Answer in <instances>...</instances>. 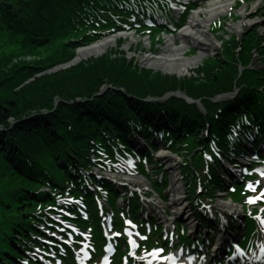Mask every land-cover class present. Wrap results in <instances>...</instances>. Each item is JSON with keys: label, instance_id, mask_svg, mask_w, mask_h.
Returning a JSON list of instances; mask_svg holds the SVG:
<instances>
[{"label": "trees", "instance_id": "trees-1", "mask_svg": "<svg viewBox=\"0 0 264 264\" xmlns=\"http://www.w3.org/2000/svg\"><path fill=\"white\" fill-rule=\"evenodd\" d=\"M5 1L16 9H5L0 0L1 223H14L40 199L51 202L48 192L36 194L25 189L50 184L49 178L60 177L63 163L89 165L94 147L91 140L105 142L104 134L114 130L124 137L132 121L150 125L149 120H155L172 133V148L189 147L187 153H191L196 142L204 141L193 137L194 132L201 133L207 125L209 134L226 149V123L233 122L241 109L264 118V69L250 67L255 50L261 53L263 48L258 30L244 33L242 44L237 35L224 38L222 52L185 77L140 68L117 51L49 71L71 59L81 42L95 39L87 36L95 26H87L89 21L79 15L89 20L87 12L98 13L112 0ZM43 49H49V54L42 56ZM27 56L36 58L28 60ZM104 85L106 92L95 96ZM122 88L136 96L127 97ZM237 88L233 101L213 100L217 94ZM177 89L199 99L206 113L181 97L155 103L139 98ZM180 121L191 124L187 138L179 130ZM170 124L173 129L167 127ZM7 234L9 238L1 239L0 250L4 246L17 252L13 249L15 236ZM1 257L5 264L12 261Z\"/></svg>", "mask_w": 264, "mask_h": 264}, {"label": "rangeland", "instance_id": "rangeland-1", "mask_svg": "<svg viewBox=\"0 0 264 264\" xmlns=\"http://www.w3.org/2000/svg\"><path fill=\"white\" fill-rule=\"evenodd\" d=\"M234 1H239L240 0H232V1H229V3H234ZM206 2L207 0H199V3H198V6L193 9L189 14H188V17L183 25V27L179 30V32L185 27V25L187 24V22L191 19V16L195 13V12H199L203 9V7L205 8L206 6ZM241 2V1H240ZM247 3V7L245 8V13L244 14H241L242 11V8L245 6L244 4ZM235 4H233V8L230 10L225 9V11L223 13H221L218 16L214 17L213 19L210 20V23H209V27L211 25L212 22H214L215 20L217 19H221L222 21V25L219 27L218 30H214V29H209L207 30L209 32V34L212 36L213 35V39H212V42H214L216 45L209 48L210 49V52L207 53L206 55H204V58L202 59L203 61L204 60H208L209 58H211L213 55L216 54V52H221V41H219V37L221 35L225 34L226 33H233L234 35H243V33L245 32L246 29H251V28H254V27H257L259 26V30H260V34H259V37H264V23L260 22L261 19L260 17H255L254 15L257 14V8L261 5H264V0L263 1H259L257 2V0H245V2L243 1V3L241 4V6L236 7ZM264 6L260 7L259 10H262ZM230 12H232L230 14ZM202 17H205V14L202 13L201 14ZM242 16L244 17H250V18H253L254 20H252V22L250 24H247L245 26H243L238 32L236 30H234L231 25L234 23V22H239L242 18ZM224 18V20H223ZM224 29V30H223ZM175 33V34H172L177 42V44H180V41L182 39V35L180 36V38H178V33ZM110 36V34H108ZM112 35V33H111ZM140 35V34H139ZM104 36H107V35H104ZM114 39H113V42L110 44L109 48L105 51H103L102 53L98 54V55H92L90 57H85V58H82V59H77L76 55H77V52H78V49L79 47H84V46H88L98 40H100V38L98 40H93V41H88V42H81L78 47L75 50V54L74 56L67 60V61H63L61 63H58L57 65H55L54 67H52L51 69H49V71H56V70H59L61 68H65V67H68L70 65H73V64H76L80 61H84V60H87V59H90L91 57H98V56H101L102 54L104 53H107V52H115L117 51L119 54H125L126 58L128 61L130 60H134V63L138 64L140 68H146V69H152L154 70V72H160V73H163V74H169V75H177L178 77H185V76H190V75H193L199 68H201L202 66V62H199L197 65H194L193 67H190L187 71H184L182 73H179V72H176V71H164L162 68H159L153 64H146L145 62H142V58L143 56H146V55H151V56H154V57H157L158 55H161L163 54L164 52V46L166 45V38L168 35L164 34L162 36L163 40H160L158 41V43L155 41H151L149 40L148 37H142V36H138L134 33V31H130L128 33H119V34H115L113 35ZM170 36V35H169ZM103 37V36H102ZM104 38V37H103ZM85 42V43H84ZM200 47L201 45L200 44H191L189 45L187 48H185L186 50V53H185V56L187 57H190V56H194L196 54H198L200 52ZM44 48V47H42ZM263 49H264V46H263ZM49 49H43L42 50V53L41 55L44 56L46 53L47 55L49 54ZM262 55L258 56V54H255V58H254V61H253V64H255L254 66L255 67H264V63H260V62H264V50H263V53H261ZM28 60H31V59H34L36 58L35 56H27L26 57ZM201 60V61H202ZM30 79H28L27 81H30ZM106 89H107V86L104 85L103 87H101V91L97 94H95V96H102L105 92H106ZM122 90V94H126L127 97H134L136 96L135 94H133L134 96H131V93L129 94L128 92L124 91V88L121 89ZM118 91V90H117ZM167 95H171V96H176V97H181V98H184L185 100H187L189 103H194L196 104L199 109L203 110V106L201 105V103L198 101L199 99H196V100H192L191 98H189V95H187L183 90H174V91H168V92H165V93H162L160 95H149L147 97L145 96H140L139 98L140 99H145V100H149V102L151 103H155V102H158L162 99H168L170 96H167ZM219 96V97H218ZM217 97L214 98V100L216 101H219V102H224V101H228V100H231L229 99L230 97L234 96V93L233 94H228V95H218ZM165 102V101H164ZM151 116H155V114L153 112H151ZM150 116V117H151ZM157 118H159V116H156ZM152 119L149 120L150 125L153 126L154 129L156 128H159V127H162L158 122H156L154 120V122L151 121ZM178 124V127H179V130L181 131V134L184 136V137H188V127L191 125V124H188V125H185L183 124V122H179L177 123ZM173 125V124H172ZM195 138H198V139H202V141L204 140V134L202 135V133H197V132H194L193 134ZM127 139H130V136L128 135L127 136ZM136 139H138L141 143H143V140L136 137ZM132 141V139H130ZM198 143L199 145V148L202 147L200 142H196ZM170 144V142H169ZM134 145L135 142H134ZM137 146V145H136ZM140 148L142 147L139 146ZM144 147V146H143ZM142 147V148H143ZM182 148H186V147H179V148H176L175 150L174 149H168V148H165L163 147V144L160 143L159 144V147L154 149L153 151L155 152V161L156 162H161L160 165H158L156 168L152 165L149 166V170H147L149 172V178L151 179H155L156 177H154L156 175V172L154 171H157V170H160L161 169V166L164 167L163 169L165 170L164 172L162 171V173H164V177H165V180H166V183L162 186H158V190L160 192V194L162 195V199H159L158 203L157 202V199H153L151 201H149L148 203H146V206L148 208V211L150 212L151 215H154L158 221L162 222L164 221V219L166 217H171L170 219V222H177L179 221V219L181 221H184L185 219L183 217H176V215H174V212L173 210L170 209V207L168 206V203L170 201H172V198H173V192L170 191L171 189V183H172V173L173 171L169 169V163L166 161V159L160 157V150L163 149L164 151H166L168 154H170L171 156H173L174 158H176V163H177V166L175 165V169H174V173L176 174L177 176V179H178V182H179V185L182 187L181 188V194L183 195L184 199H185V202L187 204H190L189 202L191 201V199H189L186 195V180L184 179L185 177L182 176V168H185V165L183 164V162H181L182 160V156L185 157L186 152L184 149ZM202 150V149H200ZM9 160L11 161L12 159L9 158ZM195 163H197L198 161H200L199 158H195L194 159ZM14 167L16 168V163H14ZM16 170V169H15ZM26 177V176H25ZM135 177H139V178H136L134 180L132 179H129V184L132 185V187H135L137 186L136 184H141L140 181H137V179L140 180V178L142 179L143 178V183L142 185H145L143 186V189L141 192L143 193H146L147 191H150V193H152V196L153 197H157L158 194L155 190V188H152L151 186V183L149 182V180L146 178V177H141L139 174L136 175ZM120 178H122L123 180H125L126 182H128V180L124 179L123 176H120ZM194 177H193V181H194ZM200 179V176L197 178V180L199 181ZM164 179L160 180V182H165ZM157 184H161V183H157ZM130 186V185H129ZM43 189V188H40V190ZM119 189V188H118ZM121 190V189H120ZM121 194H123V190H121ZM119 203L121 204H124L125 201H122L121 198L118 199ZM236 205L238 207H241V203H236V202H233L228 194L226 192H221V191H218L217 192V196H216V199L215 201L213 202V205L214 207H216L217 209H219L220 211H228L227 210V206L229 205ZM158 206L161 207L160 210H162L164 212V215L166 217L162 219H159V216H162V214L158 213ZM15 210H17L15 208ZM187 210V209H186ZM230 212V211H229ZM239 213H242V207H241V212ZM184 219V220H183ZM11 221H13V218L10 219ZM169 222V223H170ZM6 224H9V225H13L12 222H9V223H1L0 222V242H1V239L2 237H6L8 234V231H10V235H12L14 232L12 231L11 232V229H8V227L6 226ZM252 226H254V223L251 224ZM8 229V231H7ZM177 232L179 233L180 237H182V229L181 227L179 226L178 229H177ZM3 243H5L3 241ZM7 248V247H5ZM6 252H3L0 250V259H2L1 256H5L4 254Z\"/></svg>", "mask_w": 264, "mask_h": 264}, {"label": "bare ground", "instance_id": "bare-ground-1", "mask_svg": "<svg viewBox=\"0 0 264 264\" xmlns=\"http://www.w3.org/2000/svg\"><path fill=\"white\" fill-rule=\"evenodd\" d=\"M229 1L232 0H207L205 8L203 7L201 11L195 12L191 16V19L187 22L185 27L178 33V38H180V36L182 35L180 44H177L173 35L167 36L166 45L164 46L163 54L158 55L157 57L151 56L150 54L143 56L142 62H145L146 64L148 63L153 64L159 68H162L164 71H176L179 73L187 71L190 67L197 65L204 58V55L210 52L209 48L216 45L214 42H212V39L214 38L213 35L211 36L207 31L209 30L210 20L216 16H219L221 13L225 11V9L227 8L228 10L229 8L231 9L234 3H229ZM243 1L245 2V0ZM259 1H263V0H257V2ZM244 5L245 6L242 8L243 12H241V14L245 13V8L247 7V3ZM202 13L205 14V17H202L201 15ZM252 20L254 19L250 17L246 18L242 16L241 20L239 22H234L231 25V27L238 32L243 26L250 24ZM113 37H114L113 35H110L88 46L79 47L76 55L77 59L90 57L92 55H98L103 51L107 50L110 44L113 42L114 39ZM237 40L239 44H242L243 39L239 38ZM195 43L201 45L200 52L194 56H190V57L185 56L186 53L185 48ZM215 55H213L211 58L215 57ZM171 126H172L171 124L167 125V127H171ZM130 136H132V134H130ZM134 142L137 145H141L139 140H135ZM160 151H161L160 157L166 159V161L169 163V169L173 171L172 173L173 180L170 189V191L173 192L172 194L173 198L172 201L168 203V206L170 207L171 210H173L174 215H176V217L177 216L183 217L185 215V210L187 208V205L183 195L181 194L182 187L179 185L177 176L174 173L175 165L177 166L176 158L168 154L163 149H161ZM142 179L140 180L137 179V181H141V183H143ZM158 210H159L158 213L162 214V216H159V219L163 220V218H165L166 217L165 215L167 214L164 215V212L162 210L160 209ZM227 210L231 212H237L240 211V208L236 205L230 204L229 206H227ZM165 219L170 220L171 217L169 218L166 217ZM23 220L28 221L24 217H21L19 219V221H23ZM29 234L30 232H28V234L26 235ZM16 244L18 246H21V244L24 246V242L22 240L16 242Z\"/></svg>", "mask_w": 264, "mask_h": 264}, {"label": "water", "instance_id": "water-1", "mask_svg": "<svg viewBox=\"0 0 264 264\" xmlns=\"http://www.w3.org/2000/svg\"><path fill=\"white\" fill-rule=\"evenodd\" d=\"M4 5H5L7 8L14 9V6H12L11 3H4Z\"/></svg>", "mask_w": 264, "mask_h": 264}]
</instances>
